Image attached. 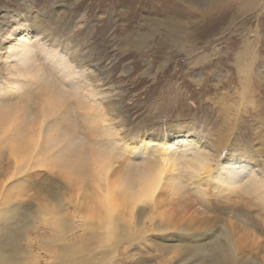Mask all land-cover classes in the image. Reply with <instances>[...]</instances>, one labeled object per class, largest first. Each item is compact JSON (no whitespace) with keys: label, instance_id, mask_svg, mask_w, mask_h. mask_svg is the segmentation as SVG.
<instances>
[{"label":"bare ground","instance_id":"bare-ground-1","mask_svg":"<svg viewBox=\"0 0 264 264\" xmlns=\"http://www.w3.org/2000/svg\"><path fill=\"white\" fill-rule=\"evenodd\" d=\"M224 1L183 0L187 7L200 3L207 10L220 7ZM257 5L261 10L264 0H240L233 6L243 9ZM43 16L39 10H28L23 15L18 13L0 19V77L3 79L0 147L9 150L18 174L26 172L28 165L24 162L38 149L36 161L29 166L46 168L49 174L39 178V186L35 187L39 203L18 199L26 193L19 185L24 187L26 183L6 184V175L2 178L0 264H115L120 250L143 241L149 242L158 256L168 258L163 264H186L192 258L197 261L190 264H264V239L257 241V236L251 232V226L260 229L259 221L251 213L249 216L242 211L250 205L256 206V202L238 204L248 191L257 205L264 208V170L262 174L258 172L244 178L237 168L238 162L256 165L258 157L262 156L253 151L256 147L241 141L233 143V131L229 129L205 131V136H199L195 118L194 121L177 120L159 132L150 130L140 135L126 132L125 124L117 119L119 104L103 95L100 71L92 69L84 54L67 44L61 48L65 53L70 52L68 58L74 62V67L85 70L91 67L87 78L78 85L52 65L49 51L44 54L42 44L53 48L61 42L57 40L55 29L41 19ZM157 23L165 28V38L171 37L173 43L182 47L183 36L178 37L184 31V23L171 17ZM259 36L264 38V33L256 31L255 41L247 40L231 61L236 69L240 101H245L247 96L253 109L264 107L254 100L256 88L260 100L264 97L260 92L264 86V55L255 46ZM127 40L122 41V48L127 47ZM139 41L135 40L136 46ZM42 55L48 58L44 60ZM56 57L59 64H64L63 54ZM204 57L199 54L196 58ZM69 66L63 65L62 69ZM201 79L202 75L197 74L194 81ZM30 80H35V88ZM12 94L19 96L18 100L11 99ZM34 94L37 96L32 102L36 104V111L33 117H27L24 114L27 103L22 99ZM235 102H218L222 105L220 108L226 106L224 117L228 116V120L237 113L240 103ZM241 108L246 110V107ZM73 111L82 112L79 115L83 119L72 118ZM58 118L65 119V125ZM253 129V133L262 137L264 124H256ZM200 141L203 146L191 153L187 149L176 151V143L183 142L187 146ZM140 144L150 149L138 160L132 149ZM152 145L156 147L153 149ZM219 169L228 171L230 179L238 178L243 183L235 184L224 176L219 181L220 188L214 186L216 192L211 188L206 190V183H215ZM187 182L197 185L200 201L189 189L182 190ZM12 189H16V194L11 193ZM213 193L225 196V203L216 208L218 213L199 205ZM217 214L222 215L221 220ZM30 228L34 231L29 234L26 231ZM33 233L39 236L33 237ZM23 241L25 244L39 242V249L44 252L39 255L44 257V263L39 262L37 253L24 248ZM251 250L255 251V256ZM138 259L139 256L138 264H144Z\"/></svg>","mask_w":264,"mask_h":264},{"label":"rangeland","instance_id":"rangeland-1","mask_svg":"<svg viewBox=\"0 0 264 264\" xmlns=\"http://www.w3.org/2000/svg\"><path fill=\"white\" fill-rule=\"evenodd\" d=\"M239 1L225 0L220 7L207 10V7L200 3L194 7H187L183 0H0V19L13 17L18 13L23 15L28 10L42 12L44 16L41 19L55 29L58 36L57 40L61 42L60 45H55L53 48L50 45L42 44L43 47L40 46V48H43L44 54L45 51L50 52L52 65L59 68L61 74L66 77L68 75V80L73 81L74 85L82 84L79 82L87 78V72H90L91 67H88L87 70L74 67V62L68 58L70 52L65 53L61 48L67 44L69 48H77L79 52L84 54L85 58L92 64V69L96 68L100 71L99 77L100 82H102V90H104L103 95L119 104V117L117 119L125 124L126 132L132 131L139 135L150 130L159 132L165 128L168 129V124L173 125L175 121L186 118L193 119V121L195 118L199 136L203 134L205 136V133L210 130L212 132L217 131V129L233 131L231 139L233 143L241 141V143H246L253 148L256 147L257 150L253 149L256 154H262L261 157L257 156L258 159L254 166L251 161V164L238 162L237 168L243 177L251 178V175H256L258 172L262 174L264 170V133L262 137L253 133V126L264 124V107L253 109L252 106L254 105L250 103L247 96L244 98L245 101H240L238 92L240 87L236 80V69H234L231 61L247 40L255 41L253 34L256 31L264 33V7L261 10L259 5L253 8H235L236 6L233 5ZM169 17L184 23L182 25L184 31L178 37L183 36L182 47L173 43L171 37L170 39L169 37L165 38V28L157 25L159 20L164 21V18ZM127 38V47L122 48V41ZM186 39H188L187 42ZM135 40H140L137 46ZM141 41L144 43L141 44ZM255 46L259 51H263L261 55H264L263 37L258 39ZM60 54L64 55L61 57L64 64H59L58 60L56 61V56ZM199 54L205 55L206 58H196ZM43 58L46 60L48 57ZM63 65H70L69 68H71L62 69ZM197 74L202 75L201 81H194ZM216 76H220L219 79ZM71 78L74 80H70ZM32 81L35 88V80ZM32 81L30 80V84ZM0 85L1 87L3 85L1 77ZM252 87L254 89L253 83ZM1 90L3 88H0ZM260 92L264 96V86ZM26 93L30 94L29 92ZM254 93L256 104H264V97L261 101L257 96L258 88L254 89ZM36 96L35 94L34 96L26 95L22 99L23 103H27L28 110H24L27 117L34 116L36 104L32 100ZM18 98L19 96L16 95L11 97V99L16 100ZM219 100H224L226 103L232 101H236L237 104L240 103L236 109L237 113L229 116V120L226 119L228 116L224 117L226 106L223 104L225 107L220 108L222 105L218 104L221 102ZM241 107H246V110L244 111ZM81 113L73 111L71 117L83 119L80 116ZM59 122L65 125L66 120L60 118ZM82 132L86 133L85 130ZM175 146L178 148L177 152L187 149L188 153H191L203 145L200 141L191 142L187 146L183 142L176 143ZM149 149V146L146 148L141 144L132 149L135 152V159L139 160ZM6 150V147H0V187L5 175L6 184L22 181L23 185L25 183L26 185L24 187L19 186L26 193L19 196L18 199L24 202L39 203V196L36 195L38 191L35 187L39 186V178L44 177L45 174L49 175L46 168L39 169V166L30 168L29 166L32 161H36L35 154L39 150L37 149L32 156H28L29 160L24 162L28 165L24 174L15 173L9 150ZM218 172L219 175L214 184L206 183V190L211 188L212 191L216 192L214 186H218L220 179L224 176H227L235 184L243 183L238 178L230 179L228 171L219 169ZM244 181L245 184H248V179ZM184 185H182V190L189 189L191 195L200 201L199 194H196L197 185H189L188 182ZM12 192L16 194V189H12ZM213 194L206 196L199 205L212 213H218L216 208L223 204L225 196L220 193ZM250 196L248 191H245L238 204L244 205L249 200L256 202V206L250 205L247 210L242 209V211H245L249 216L251 213L259 221L257 226L260 228L259 230L251 226V232L257 236L258 241L264 239V208L257 205V200ZM234 200L232 198L231 202ZM217 215L221 220L222 215ZM220 220L218 219L215 223L217 224ZM6 223L7 221L2 226ZM35 223L39 225L38 220ZM32 231L34 229L30 228L26 232L30 234ZM33 234V237L39 236L38 233ZM157 238L158 236L155 237L154 241L157 242L159 240ZM22 245L25 249L37 253L39 262L42 260L41 262L44 263V257L39 255L44 253L39 249V242L33 241L32 244H25L23 241ZM132 245H134L132 248L119 251L118 263L115 264H138V256L140 257L138 261L144 264H163V262L168 261L167 257L158 256L157 250L149 242L143 241L140 244ZM251 252L252 256H255L253 255L255 251L251 250ZM192 259L188 260L186 264L197 261L196 258L195 260ZM171 262L169 261V263ZM205 263L208 264V262Z\"/></svg>","mask_w":264,"mask_h":264}]
</instances>
